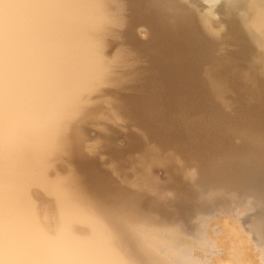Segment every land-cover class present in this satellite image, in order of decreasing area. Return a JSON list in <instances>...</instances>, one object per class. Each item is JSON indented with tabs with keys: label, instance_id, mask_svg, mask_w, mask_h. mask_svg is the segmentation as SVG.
<instances>
[{
	"label": "bare ground",
	"instance_id": "6f19581e",
	"mask_svg": "<svg viewBox=\"0 0 264 264\" xmlns=\"http://www.w3.org/2000/svg\"><path fill=\"white\" fill-rule=\"evenodd\" d=\"M135 1L140 3V7L135 8L138 19H143V23L150 21L152 25V43L157 50L151 57V71L134 73L133 64L129 79L121 81L120 77L112 75V62L105 51L106 40L113 32L111 26L119 22L120 11H116L118 6L112 0H0V264H195L185 259L183 250L179 253L173 246L177 241L180 245H176L184 244L181 243L182 232L180 237L178 229L160 220L159 224L156 218L143 220L145 216L139 210L148 207L157 212L156 202L160 199L155 202L150 196L146 197L149 192L144 189L145 185L142 189L146 192L141 191L142 195L136 192L134 196L111 179L99 182L97 164L83 159L87 157L83 154L78 124L88 113V106L94 103L88 105L92 97L100 94L107 84L115 83L118 88L134 86L130 107L119 100L117 104L130 115L141 114L143 128L149 137L158 139L161 146H179L183 154L192 161L197 160L199 166L196 167H200L203 181H211L225 191L259 194V202L262 200L264 204V59L250 58L257 49L243 38L242 28L248 29L249 18L241 12V2L228 0L223 10L232 41L241 42L236 55L247 60L246 69L235 61L236 57L235 60L231 56L230 59L222 58L223 55L219 58L212 53L209 40L195 24L193 12H185L171 0ZM258 17L261 23H256L255 16L256 21L251 18V22L264 34V14ZM138 19L135 20L140 22ZM207 21L202 22L210 30ZM252 35L263 52L264 39ZM206 65L209 67L205 69ZM202 70L208 73L205 79L200 75ZM228 87L240 97L233 115L225 112L228 103L224 96ZM126 101L128 104L130 100ZM144 147L140 144L141 149L145 150ZM158 151H151L150 160L159 159ZM64 155L78 166L76 162L83 159L84 163H79L83 170L91 173L88 175L90 183L98 181L90 187L97 198L88 194L89 188L83 186L79 174L65 177L68 175L57 171L60 166L57 168L56 162ZM172 167L170 164L169 168ZM79 170H82L81 165ZM175 171L178 173L179 169ZM182 175H174L172 184H179V190L175 188L180 192L176 205L185 217L201 210L218 208L220 211V207L230 213V205L241 201L227 198L221 192L205 198L202 187L200 191L186 189L189 181L192 184L196 180ZM106 203H110L108 207ZM259 219L255 221L254 230L263 238L264 208ZM230 225L226 229L231 235L225 233V240L226 234L234 239L239 233V241L229 239L232 245L238 241L239 246L246 237L242 239L245 235L238 231L234 235L236 226L231 230ZM245 243L242 244L247 246L249 242ZM228 248L230 246L227 247L230 252L232 247ZM234 251L235 248L230 254L225 253L227 260L234 261L225 258L224 264H247L252 260L250 257L241 260L240 255L238 262V257L233 258L237 255V252L232 254ZM254 260L250 262L261 264Z\"/></svg>",
	"mask_w": 264,
	"mask_h": 264
},
{
	"label": "rangeland",
	"instance_id": "374dc122",
	"mask_svg": "<svg viewBox=\"0 0 264 264\" xmlns=\"http://www.w3.org/2000/svg\"><path fill=\"white\" fill-rule=\"evenodd\" d=\"M112 1L118 6V9L120 8L119 10L118 9L116 10V11H120V13L116 12L114 10V12H116V14L119 13L117 16L119 18L118 19L119 22L117 25L111 26V29L113 30V32L111 35L108 36V38L106 40L107 45H106L105 51L107 52L106 55H107L110 63L112 62L111 63L112 75H115L114 77H116L118 79L120 77V80L122 81V79H124V80L129 79L128 76H130V74L133 73L131 71V67H133L132 66L133 64H134V70L136 69V71H134V73H140V72L148 73L149 71H151V69H152L151 57L153 56L154 51L157 50V47H155L154 43H152V42H154V39H153L154 37L152 36L153 35L152 34V32H153L152 25H149L150 21H148V23H143L142 22L143 19L142 20L138 19V18H140V16L138 17V14L136 13L137 10L135 8L136 7L139 8L140 3L136 2L135 0H112ZM129 1L131 4L129 3ZM171 1H173L176 4V6H178L179 8L184 10L185 12H193V14L195 15V22H196L195 24H196L199 32L202 34V36H204V38L207 41L209 40V42L211 44L210 45L211 51H213L212 53L215 54V56L222 57V55H223L222 58H228L229 57L228 59H230V56H231L232 60H235V57H236L235 61H237V63H239V65L241 64V67H243V69H246L244 67L248 66L247 60H245L244 58L241 59L240 57H237V55H236L238 48L240 49L241 42L240 41L234 42V40L232 41V36L230 35V33H231L230 27L228 26L229 23L227 21V18L225 16V13L223 10V6L228 2V0H216L214 2H211L212 4L206 2V0H200V1L199 0H186V1L185 0H183V1L182 0H171ZM236 1L241 2V7H242L241 12L243 14H245L246 19H247V17L249 18L247 20L248 21L247 27L249 30L244 26L242 28L243 29L242 30L243 31V38H244V40L246 39V41L250 42L252 48H254L255 50L257 49L256 50L257 52L255 51V53L253 52L254 50H252L253 56L251 55L250 58H253L255 60L256 59L257 60H261V59L263 60L264 59V50H263V52L260 51L262 49V47H260L261 45L258 44L259 43L258 41L252 40L253 35L251 36V34H254L255 36H257L261 40L264 39V34L260 31V29H259L260 27L257 24L251 22V18L254 19V16H255V19L257 21L255 19L252 21H256V23L260 21L258 16L262 13L264 14V0H236ZM130 7H132V8H130ZM193 8H194V10H193ZM255 13L258 15H255ZM256 16L258 19L256 18ZM200 18H202V19L204 18V19L202 20ZM135 19L140 20V22L136 21ZM199 20H202V21L208 20L206 23L208 24L209 27L211 26L210 30L209 29L207 30L204 27V23L202 21H199ZM120 22H121V24H120ZM241 23L243 24V21H241ZM259 23H261V21ZM242 24H241V26H242ZM243 25H245V24H243ZM114 26H116V27H114ZM254 27L256 29V32H259V34H262V35H257L258 33L255 32ZM128 28H130V29H128ZM246 32H247V34L245 35ZM249 33H250V35H249ZM126 34H128V35L130 34V35L127 36ZM208 35H209V37H208ZM247 36L249 37L250 40L247 39L248 38ZM259 36H262V37H259ZM108 42H109V44H108ZM238 42L240 43V45H238L239 44ZM255 43H256V45H255ZM262 44H263V42H262ZM139 45H140V47H138ZM144 45L148 46V49ZM218 46H219V48H218ZM116 49H118V50H116ZM139 49L140 50L142 49V51H140ZM220 50L222 51L223 54L221 53ZM150 51H151V53H150ZM124 52H125V54H124ZM139 54H141V55H139ZM261 55H263V56H261ZM119 59H121V60L119 61ZM243 59L245 60V62L243 61ZM123 61H125V62L123 63ZM129 62H130L131 66H129ZM114 63L115 64L118 63V64H116V66H115ZM124 64H126V65L123 66ZM242 65H244V66H242ZM207 66L208 65H206L205 69L209 67V66L208 67ZM114 67H116L115 71H113ZM121 73H122V75H121ZM206 73H207L206 70H204V71L202 70L201 74H200L201 77H203L204 79L207 78L208 73L207 74ZM112 84L115 86H112ZM112 84L111 85L107 84V85L103 86L102 87L103 89L101 90L100 94L98 93V94H96V96L94 95L93 96L94 99L92 97V99L90 100L88 105L91 104V102L92 103L94 102L93 103L94 105L91 104L92 106H88V108H89L87 111L88 113H86L84 118L82 120H80V122L78 124V128H77L79 136H80V140L83 142V154L85 157H87L86 159L83 157L82 158L85 160V162L88 161V162H92V164H94V165H95V163L97 164V166L96 167L94 166V167L98 169V170L97 169L95 170L96 173H98V172L100 173V175L98 174L99 177L97 176L98 180L100 179L99 182L102 183L103 181L105 182L107 179H108V181H110V179H111L112 182H114L115 184H118L119 186L124 187L128 193H131V195H133V194H134V196L136 194L138 195L141 193V191L144 193V192H146V191H143L145 189V190H148L147 192H149L148 194L146 193L145 196L146 195L150 196L152 199H154L155 202L157 201V199H160L158 201L160 202V204L162 206H160L159 202H156L157 207H158V209H156V210H158L157 212L153 209L152 210L150 208L148 209V207L147 208L144 207V208L139 210V212L145 216L143 220H147L148 218H156V220L157 221L160 220V222L162 224L166 223L165 225L170 226L173 229H175V228L178 229L177 232L178 233L180 232V235H179L180 237H181V232H182L184 239L181 238V240H182L181 243L182 244L184 243L183 245H185V246H183V245L179 246L180 245L179 241H177L176 243L173 242L174 243L173 246H174V248L176 246V249H175L176 251L177 250L178 251L183 250L181 252H182V255L184 252L183 256L184 257L186 256L185 259L189 258L188 260L189 261L193 260L192 262H194L195 264H202V263L203 264H224L223 262L224 261L226 262V260H227L226 254L227 253L230 254L231 250H234V248H235V251L232 252V254L234 255L237 252V255L235 257H233V255H232V257L234 259L236 257L239 258V256L241 255V257H240L241 260H243L245 257H247L248 259L252 258V260H250V261H253L255 259L256 261H258L257 263L260 262L261 264H264V236H263V238L258 237L255 230H254V227H255L254 224H256L255 221L258 222V219L261 217V212L264 208V204L262 203V200H261V202H259L261 199L260 198L261 195L259 197H258L259 194L258 195L257 194L252 195L249 193L250 194L249 195L248 193L242 192L239 190H235V191L234 190H227V191H225V190H222L221 188H219L218 186H216V184H214L211 181H206V180L203 181L201 171H200V167L199 168L196 167V166H199L198 163H196V162H198L197 160L194 159L192 161L190 159L191 157H188L185 155L186 153L183 154L182 148H180L179 146H178L179 148L175 147L172 144L168 145L166 147L161 146L160 141L156 138L153 139L152 137H149L148 131H146V128H143L144 124H142L143 117L141 114L136 113V114L130 115L129 113L125 112L123 110V108L121 106H119V104H117V102L120 101V103H123V105L125 103H126V105H129V106H127V108L130 107L131 103L133 102L134 95H135L134 90H136L134 88V86L132 87V85H131V88H130V86L127 85V86H124L125 88H123L122 86H120V88H118L115 83H112ZM229 89H230V87H228V89H227V92L224 96V98L226 100H224V101H225V103H228L227 104L228 108H226V110L231 109L230 110L231 112L229 110H227V111L225 110V112L230 114V115H233V113L236 112L235 110L237 109L236 107L239 104L238 101H240L239 100L240 97L238 96L237 92L234 95L235 92L232 91L233 89H230L231 91ZM98 95L99 96L102 95V96L98 97ZM228 95H229V97H228ZM97 97H98V99H97ZM102 97L104 99H102ZM105 97L106 98L109 97V98L106 99ZM234 98L237 99V101ZM98 100H99V103H98ZM124 100H125V102H123ZM126 100H130L128 104H127L128 101H126ZM106 103H108V104H106ZM102 104H103V106H102ZM231 105H232V107L230 108ZM97 114H98V116H97ZM140 144L145 146L144 149L145 150L147 149V150L145 151V150L141 149ZM182 147L186 148L183 145H182ZM150 150L151 151L152 150L153 151L159 150L158 151V153L160 155L159 159H158V157H157V159L154 157L155 158V160H154V158L151 157L153 160H150V156H151ZM67 156L68 155L62 156L64 158L61 157V159H59L56 162V164H57L56 167L58 168L60 166L57 171H59V173L61 175L63 174V176L68 175L65 177H73V176H75V174H76V176H78L77 174H79V177L84 182L83 186H85L86 189L89 188V190L87 189L88 194L91 193V196H95L93 189L90 187L94 186L93 183L95 184V182L96 183L98 182L97 179L94 182L93 181L94 179L89 177V179H92V181H93V183H90L91 180H88V175L91 176V173L85 169H84L85 170V172H84L82 164H80L81 161H83V159L81 161L79 160L80 163L78 161L76 162V164H79V166H78V165H75L73 162H71L69 160V156L68 157ZM147 157L149 159L145 160V158H147ZM185 157L187 159H190V160H185L186 159ZM88 158L90 159V161ZM93 160L95 161L94 163H93ZM62 161H63V163H61ZM59 162H60V165L58 164ZM83 163H84V161H83ZM65 164H66V166H65ZM170 164L173 166L171 169L169 168ZM177 164H179L178 165L179 168H178ZM184 164H185V166H184ZM61 165H63V166L61 167ZM80 165H81V169H82L81 171L83 174L79 170ZM77 166H78V168H77ZM188 166H190V167H188ZM71 167H72V169H71ZM174 167H176L175 169H179L178 173H180V175H182L183 170L187 169L185 171V173L183 172L184 174L182 175V177H185L184 175H187L186 174V172H187V173H189L187 175L189 178H193L194 180H196V182H192V184L189 181L188 185L189 184H191V185H189V186L185 185L186 189L191 188L190 189L191 191H193V190L194 191H200L201 187H202V191H204L203 196L205 198H208V195L211 196V194L216 193V192H221L222 194L225 193L223 195L226 196L227 198L228 197H232L234 199L240 198L241 203L239 202V204H242V205H239L236 202H234L235 204L232 203V206L230 205V207H231L230 213H229V211H228V213L223 212L221 210V207L218 205V207H220V211L218 210V208H217V210L212 209L211 211L208 210V211H204V212H203V210L199 211L200 209H198L197 211H199V212H197V211H196L197 213L193 212L191 214V216L188 214L186 215V217L183 216L182 214H180L181 211H179V207L176 205V202H177L176 199L180 195V192L178 191L179 190L178 189L179 184H174V185L172 184V180L175 178L174 175L178 174V173H176ZM180 168L183 170H181ZM193 168L194 169L198 168V169L194 170ZM73 169L75 170V172ZM77 170H79L80 172ZM193 170L196 171L197 174L194 175L195 172H193ZM197 170H199V171H197ZM86 171L88 172L87 174H86ZM100 171H102V172H100ZM170 171H172V172H170ZM61 172H63V173H61ZM72 172H74V173H72ZM190 173H192V174H190ZM69 174L72 176H70ZM85 175L87 176L86 178L84 177ZM103 178H104V180H103ZM165 180H167V181H165ZM183 181H184V178H183ZM198 182H200L201 186L199 185ZM142 185H145L146 188H144V186H142ZM171 185H173V187ZM197 185L200 186L199 190L197 189L198 188ZM206 185H207V188H205ZM165 186H166V188H165ZM167 186H168V188H167ZM213 186H214V188H212ZM152 187H153V189L151 190ZM215 187H216V189H215ZM142 188H144V189H142ZM175 188L178 190H176ZM195 188H196V190H195ZM205 189L207 192L205 191ZM236 193H237V195L238 194L239 195L236 196ZM240 194L241 195L243 194V196L241 197ZM140 195H142V194H140ZM235 196H236V198H235ZM95 197L97 198V196H95ZM95 197H93L92 199H94ZM173 197H174V199H173ZM186 198H188V197L186 196ZM255 200H256V202H255ZM188 201L191 202L190 200H188ZM257 202H259L260 204ZM109 204L110 203H108L106 206L108 207ZM248 204H249V207H248ZM173 205H175V206H173ZM236 205H238L239 208ZM260 205H261V208L260 207L257 208V206H260ZM235 206H236V208H235ZM161 207H162V209L164 207L163 211H160ZM252 207H254V208H252ZM167 208H169V209L171 208V209L169 210ZM259 208L261 209L260 212H258ZM214 209H215V207H214ZM198 213H202V214H198ZM257 213L259 216L257 215ZM193 214H195V216ZM196 214H197V216H196ZM172 215H174V216H172ZM204 219H207V220L204 221ZM160 222L158 221L159 224H160ZM201 222H202V224H203V222H205V223L203 224V226L198 227L199 225H201ZM222 222H224V223H222ZM190 223H192V224H190ZM195 223H196V225H195ZM230 224H232V227ZM227 225L228 226L230 225V227H228V228L231 230H233L232 228L233 227L235 228V226H236V228L234 229V233H233L234 235H236L238 232H242V236H243V234L245 235V236H243L242 239H244V237H246L247 239L246 238L244 239L246 241H244V240H241V241L246 242V243L249 242L248 243L249 246L248 245L247 246L252 249L251 251L249 250V248H247L246 245L242 244L243 242L241 243V241L239 243L240 244L239 246H241V244H242L241 247H242V250H244L245 255H244V253H242L243 251L241 250V248L239 250V246L237 244L239 241V237L241 235L238 236V234H239L238 233L234 239L233 238L231 239L230 236L228 235L230 233H228V230L226 229ZM196 227H197V229H196ZM225 233H228V234H226V240H225V235H224ZM229 239L232 240V242H233V240L236 241L235 239H238L237 244L234 243L232 245V242L229 243L230 242ZM261 239H263V240H261ZM247 240H249V241H247ZM225 241H226V243H225ZM227 243L230 245H227ZM176 244H179V245H176ZM223 245L225 246L223 248H226V251H228V252H225V249L222 248ZM235 245H237L238 248H236ZM229 246H230V248L232 247L231 249L228 248V249H230V252H229V250H227V247H229ZM244 246L246 247V249L244 248ZM179 247H181L182 249H180ZM184 247H185V249H184ZM237 249H238V251H240L239 252L240 254L238 253V251H236ZM179 253H180V251H179ZM187 253H188V255H187ZM194 255H196V256H194ZM228 257H229V255H228ZM225 258H226V260H225ZM230 258H231V256H230ZM240 258L237 259V261L240 260ZM231 260H233V259H230V260L228 259L227 261H231ZM255 260H254V262H255ZM237 261H235L234 263H236ZM244 261H246V260L244 259ZM250 261L249 262L247 261V262L250 264L251 263ZM241 262H243V261H241ZM229 264H230V262H229ZM251 264H253V263H251ZM254 264H256V263H254Z\"/></svg>",
	"mask_w": 264,
	"mask_h": 264
}]
</instances>
